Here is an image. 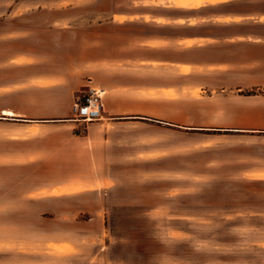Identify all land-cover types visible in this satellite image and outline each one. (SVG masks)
I'll return each mask as SVG.
<instances>
[{
  "label": "crops",
  "instance_id": "obj_1",
  "mask_svg": "<svg viewBox=\"0 0 264 264\" xmlns=\"http://www.w3.org/2000/svg\"><path fill=\"white\" fill-rule=\"evenodd\" d=\"M93 89L102 120H74ZM255 133L264 0H0V264H123L109 220L125 188L168 181L134 209L173 210L221 163L176 160ZM240 162L237 178L264 171Z\"/></svg>",
  "mask_w": 264,
  "mask_h": 264
},
{
  "label": "rangeland",
  "instance_id": "obj_2",
  "mask_svg": "<svg viewBox=\"0 0 264 264\" xmlns=\"http://www.w3.org/2000/svg\"><path fill=\"white\" fill-rule=\"evenodd\" d=\"M248 92L255 91L242 94ZM253 135L236 149L232 142L222 149L199 146L193 156L176 160V165L195 170L209 161L221 159V163L214 179L192 180L191 194L170 199L173 210H135L153 204L155 192L167 190L168 181L125 188L113 202L109 220V234L125 241L110 243L109 254L123 264H264V171L256 177H236L243 164L240 160H252L264 168V133ZM128 206L133 209L126 210ZM6 246L9 235L4 229L0 247Z\"/></svg>",
  "mask_w": 264,
  "mask_h": 264
},
{
  "label": "built area",
  "instance_id": "obj_3",
  "mask_svg": "<svg viewBox=\"0 0 264 264\" xmlns=\"http://www.w3.org/2000/svg\"><path fill=\"white\" fill-rule=\"evenodd\" d=\"M103 95V91L93 89L79 96L73 104L74 120L84 123L102 120Z\"/></svg>",
  "mask_w": 264,
  "mask_h": 264
},
{
  "label": "trees",
  "instance_id": "obj_4",
  "mask_svg": "<svg viewBox=\"0 0 264 264\" xmlns=\"http://www.w3.org/2000/svg\"><path fill=\"white\" fill-rule=\"evenodd\" d=\"M253 94H255V92H248L247 94H245V95H248V96H250V95H253ZM214 132H221L220 130H213Z\"/></svg>",
  "mask_w": 264,
  "mask_h": 264
}]
</instances>
